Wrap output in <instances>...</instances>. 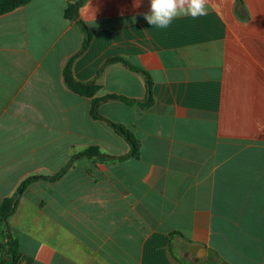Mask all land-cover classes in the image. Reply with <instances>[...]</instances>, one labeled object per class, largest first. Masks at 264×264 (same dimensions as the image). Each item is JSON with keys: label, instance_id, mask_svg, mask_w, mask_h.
I'll return each instance as SVG.
<instances>
[{"label": "crops", "instance_id": "1", "mask_svg": "<svg viewBox=\"0 0 264 264\" xmlns=\"http://www.w3.org/2000/svg\"><path fill=\"white\" fill-rule=\"evenodd\" d=\"M76 1L0 16V206L89 149L132 150L65 83L85 41L65 16ZM136 3L85 1L94 34L72 73L98 99L145 101L151 81L149 106L98 109L139 156L81 157L29 184L8 221L20 264H264V0H209L207 16L167 29L144 19L150 0Z\"/></svg>", "mask_w": 264, "mask_h": 264}, {"label": "trees", "instance_id": "2", "mask_svg": "<svg viewBox=\"0 0 264 264\" xmlns=\"http://www.w3.org/2000/svg\"><path fill=\"white\" fill-rule=\"evenodd\" d=\"M31 1L32 0H0V16L11 13L22 6L27 5ZM85 1L86 0H77L74 4H70L65 11L66 18L69 20L76 21L85 33V41L83 44V48L74 57H72L69 60L68 64L66 65V68L64 70L65 83L74 93L93 99L92 109H91L92 116L97 120H103L107 122L116 131V133H118L121 137H123L130 144L132 150L130 154L122 158H111L109 156H105L101 154L96 148H92V149L87 150L84 153L74 156L71 159L68 166L65 169H63L60 173H58L57 175L53 177H48V178L33 177V178H30L24 181L21 184V186L18 188L14 196L11 198H6L0 206V236L6 240V242L2 244L0 264H20L21 263V253L19 251V245L17 241L14 240L11 235L8 221L10 217L14 214L16 210V206L18 202L20 201L22 195L25 193L29 184H31L34 181H37L38 179H48L52 181L61 179L71 169V167L73 166V163L81 157H89V158L90 157H100L103 159L124 160V159L131 158V157H138L140 153V142L136 139V137L124 126L116 124L104 118L99 113L98 109L101 103L110 101V100H122L129 104H140L143 106H149L152 103L151 81L148 80L147 99L145 101H137V100L127 99V98L115 96V95H111L105 98L98 99L96 98V94L98 92V86H96L94 82L80 83V82H77L73 77L72 67H73L74 61L79 55H81L88 49L92 41L93 34H94V31H92L87 26V24L79 18V10L82 7V5L85 3ZM114 62H120L128 66V63L123 58H114V59L109 60L107 63L109 64V63H114ZM2 227H5V228L3 229Z\"/></svg>", "mask_w": 264, "mask_h": 264}, {"label": "clouds", "instance_id": "3", "mask_svg": "<svg viewBox=\"0 0 264 264\" xmlns=\"http://www.w3.org/2000/svg\"><path fill=\"white\" fill-rule=\"evenodd\" d=\"M135 6H139V0ZM208 12L209 0H150L149 11L143 16L152 27L167 29L178 17L190 16L195 19L207 16Z\"/></svg>", "mask_w": 264, "mask_h": 264}, {"label": "rangeland", "instance_id": "4", "mask_svg": "<svg viewBox=\"0 0 264 264\" xmlns=\"http://www.w3.org/2000/svg\"><path fill=\"white\" fill-rule=\"evenodd\" d=\"M3 229L5 228V227H2Z\"/></svg>", "mask_w": 264, "mask_h": 264}]
</instances>
